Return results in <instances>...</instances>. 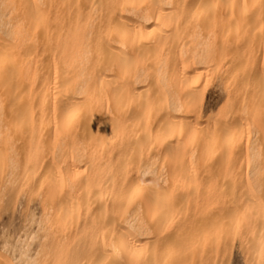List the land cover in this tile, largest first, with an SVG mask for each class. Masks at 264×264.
<instances>
[{"label": "bare ground", "instance_id": "obj_1", "mask_svg": "<svg viewBox=\"0 0 264 264\" xmlns=\"http://www.w3.org/2000/svg\"><path fill=\"white\" fill-rule=\"evenodd\" d=\"M7 1L0 171L37 176L50 238L26 264H180L234 235L264 264V143H233L264 129V0Z\"/></svg>", "mask_w": 264, "mask_h": 264}, {"label": "rangeland", "instance_id": "obj_2", "mask_svg": "<svg viewBox=\"0 0 264 264\" xmlns=\"http://www.w3.org/2000/svg\"><path fill=\"white\" fill-rule=\"evenodd\" d=\"M7 0H0V8H9ZM260 30V32H259ZM263 31V32H262ZM258 36L264 38V27L257 29ZM264 41V39L262 40ZM264 42H260L258 46H253V50L248 51L249 55H260L262 53V46ZM259 50V52H258ZM264 51V50H263ZM253 52V53H252ZM256 53V54H255ZM260 53V54H259ZM262 55V54H261ZM209 89V90H208ZM208 94L203 102L200 114L201 124L200 129L205 130L209 127L205 124L208 120H216L222 116L224 98L222 97V89L217 83L211 84L207 88ZM216 118V119H215ZM263 130V131H262ZM258 130L249 127L244 129L233 139L236 146L246 142L264 143V129ZM247 131V132H245ZM243 133V134H242ZM247 134V135H246ZM243 135V136H242ZM209 137L205 135L204 139ZM249 137V138H248ZM248 140V141H247ZM239 141V142H237ZM245 142V143H246ZM239 143V144H238ZM234 145V144H233ZM245 145V144H244ZM259 159H264V153L259 155ZM264 165V160L262 161ZM250 165L248 164L247 167ZM218 166L217 169H220ZM204 168V167H203ZM37 180L36 175L27 174L20 164L19 167L11 168L4 165L0 171V255L8 260L11 264H23L26 260L32 258L40 259L42 261L48 259L41 255L35 257V251L38 244L47 245L50 238L46 235V223L44 214V201L40 190L35 189ZM69 231L66 234L67 238L72 236ZM232 240L222 242L213 247H200L199 252L194 257H186L181 260L180 264H261L263 259L261 257L250 258L248 254L240 247L236 235ZM165 249L163 248V251ZM167 252V249L165 250ZM26 254V258L23 257ZM175 254V252H174ZM67 257H69L67 255ZM176 259V258H175ZM177 260V259H176ZM65 264H69L66 263ZM80 264V263H76Z\"/></svg>", "mask_w": 264, "mask_h": 264}]
</instances>
